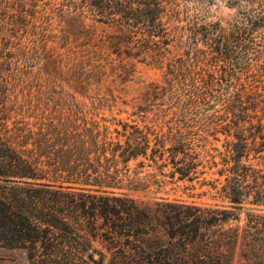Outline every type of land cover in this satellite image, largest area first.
Masks as SVG:
<instances>
[{"label": "trees", "instance_id": "obj_1", "mask_svg": "<svg viewBox=\"0 0 264 264\" xmlns=\"http://www.w3.org/2000/svg\"><path fill=\"white\" fill-rule=\"evenodd\" d=\"M187 1L63 0V46L82 75L110 53L165 64L164 82L148 87H181L217 108L205 130L224 134V148L180 127L63 119L54 93L24 97L27 121L0 123L1 246L28 264H264V0H222L240 16L225 25L187 15ZM146 169L209 174L202 184L226 204L139 200L124 190Z\"/></svg>", "mask_w": 264, "mask_h": 264}, {"label": "rangeland", "instance_id": "obj_2", "mask_svg": "<svg viewBox=\"0 0 264 264\" xmlns=\"http://www.w3.org/2000/svg\"><path fill=\"white\" fill-rule=\"evenodd\" d=\"M181 8L187 15L219 21L222 25L240 20L238 9L222 0H188ZM21 9L25 20L20 18ZM11 15L17 18L16 31L5 34L4 24L9 25ZM63 21V0H0V90L6 92V96L0 94V101L6 99V106L0 104V123L6 120L12 126L21 120L24 114L17 103L24 97L54 93L51 113L63 119H103V123L110 125L121 121L162 131L180 127L196 140L207 139L217 148H224V134L207 135L205 130L217 108L195 103L181 87H148L152 82H164L165 64L141 56L121 60L110 53L97 58L92 73L80 74L76 61L63 46ZM87 23L91 24L89 20ZM91 28L100 33L104 27L94 23ZM254 50L251 48L240 56V66L254 58ZM2 76L9 80L5 86ZM22 119L27 121L26 117ZM148 172L151 170L139 174L143 185L124 191L149 203L157 197H169L198 204H226L202 184L204 179H210L209 174L176 180ZM245 213L246 210H239L240 223ZM0 264H28V261L22 250L0 245Z\"/></svg>", "mask_w": 264, "mask_h": 264}]
</instances>
